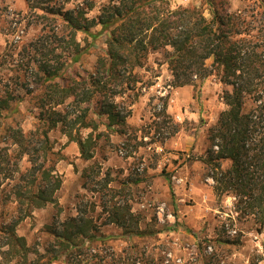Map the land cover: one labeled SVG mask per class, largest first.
Here are the masks:
<instances>
[{
	"label": "trees",
	"instance_id": "1",
	"mask_svg": "<svg viewBox=\"0 0 264 264\" xmlns=\"http://www.w3.org/2000/svg\"><path fill=\"white\" fill-rule=\"evenodd\" d=\"M205 2L211 18L194 7L172 9L168 0H108L93 18L88 16L93 4L65 9L54 0L27 1L34 15L27 27L39 32L27 43L21 38L24 36H17L8 44L10 50L2 59L8 56L18 62L21 68L15 77L9 78L3 69L7 60L0 61V143L17 146L19 159L28 157L31 166L26 175L32 181L16 190L17 215H10L11 222L0 226V264L13 260L16 264H41L42 254L17 234V226L34 209L58 204L57 192L63 181L51 159L50 132L60 127L78 144L84 160L93 159L101 136L96 134L101 124L94 116L106 118L107 129L123 133L127 115L116 100L135 89L139 82L135 71L145 67L149 55L157 52H164L175 87L203 81L213 69L232 87L225 95L228 109L210 131L205 162L215 172L217 188L247 203L250 214L260 221L258 233L264 230V26L258 28L246 8L230 10L228 0ZM96 27H101L100 33H108L105 52L98 55L91 70L73 69L91 49L81 45L78 34L95 40L98 34L92 29ZM16 31L17 26L9 32ZM23 71L31 76L26 77ZM24 101L34 102L38 128L26 133L18 126H3L7 118L19 114ZM85 130L91 131L86 137ZM2 150L9 151L6 147ZM7 161H0V175ZM223 161L231 163L226 170ZM128 216L133 221L130 209L122 213L116 208L107 225L114 224L129 236H147L149 232L138 225L132 229ZM47 234L43 257L49 258L43 264L61 260L99 264L93 245L105 237L86 211L78 209L76 216L55 222Z\"/></svg>",
	"mask_w": 264,
	"mask_h": 264
},
{
	"label": "rangeland",
	"instance_id": "2",
	"mask_svg": "<svg viewBox=\"0 0 264 264\" xmlns=\"http://www.w3.org/2000/svg\"><path fill=\"white\" fill-rule=\"evenodd\" d=\"M27 1L0 0V61L7 60L3 69L9 78L15 77L21 67L7 55L2 59L10 50L8 44L17 36H24L21 38L27 43L39 32L36 27H27L34 21ZM54 1L65 9L93 4L94 9L88 13L93 18L108 0ZM168 3L172 9L197 8L211 18L205 0ZM227 7L232 11L246 8L262 30L264 0H228ZM16 26L17 34L9 32ZM100 32L101 27L92 29L98 34L95 40L78 34L81 45L91 49L73 69L91 70L98 55L105 52L108 33ZM135 72L139 76L135 89L116 100L127 115L123 133L107 129V119L94 116L101 124L96 134L101 136L93 159L84 160L78 144L70 141L60 127L50 132L51 159L63 181L57 192L58 204L34 209L17 226V234L40 251L43 264L49 258L43 257L49 227L76 216L81 209L101 226L105 237L93 245L99 264H264L260 221L250 214L247 203L217 188L215 172L205 162L210 131L228 109L225 95L232 87L222 82L217 69L203 81L175 87L164 52L151 53L145 67ZM23 73L31 76L30 72ZM19 111L2 125L18 126L26 133L35 131L39 121L34 102L24 101ZM90 132L85 130L83 134L86 137ZM5 147L8 152L0 151V161L8 160L0 175V226L11 222L10 215H17L16 190L32 181L26 175L31 166L28 157L19 159L17 146L0 143V150ZM230 165L229 161L222 162L224 170ZM116 208L122 213L130 209L134 218L132 221L128 216L127 220L132 229L138 225L148 235L129 236L118 226L107 225ZM10 264H16V260ZM52 264L66 263L61 260Z\"/></svg>",
	"mask_w": 264,
	"mask_h": 264
}]
</instances>
